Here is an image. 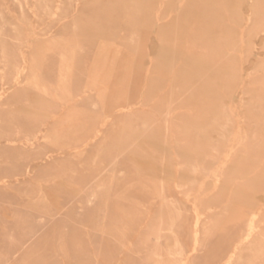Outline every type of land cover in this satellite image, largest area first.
Instances as JSON below:
<instances>
[{"label": "rangeland", "instance_id": "374dc122", "mask_svg": "<svg viewBox=\"0 0 264 264\" xmlns=\"http://www.w3.org/2000/svg\"><path fill=\"white\" fill-rule=\"evenodd\" d=\"M60 1L0 0V264H181L173 239L178 235L190 254L198 218V250L187 264H223L252 218L258 234L234 264H264V0H243L240 13L221 0L211 22L188 16L186 0ZM100 16L116 29L102 26ZM103 43L102 98L94 104L85 80ZM189 56L205 63L211 83L187 82ZM199 83L212 89L197 87L202 93L192 95ZM179 208L186 228L177 234L172 220Z\"/></svg>", "mask_w": 264, "mask_h": 264}, {"label": "bare ground", "instance_id": "6f19581e", "mask_svg": "<svg viewBox=\"0 0 264 264\" xmlns=\"http://www.w3.org/2000/svg\"><path fill=\"white\" fill-rule=\"evenodd\" d=\"M27 1V0H26ZM52 1V0H51ZM64 1H66V3L65 4H67V0H64ZM63 1V2H64ZM85 1H88V0H85ZM164 1V0H163ZM181 1V0H180ZM185 1V0H184ZM186 1H189V5L190 6H192V7H190L191 8V10H189V14H187L188 16H191V15H194V14H196V17L198 18H204V19H206V20H208V21H210V20H212V19H214V17L215 16H217L218 14H219V12H220V5L222 4L221 3V0H186ZM199 2L198 3V8H196L195 9V7H194V5H196L197 4V2ZM226 1V2H225ZM243 0H224V2H225V4H226V6L228 7V5L230 6V7H228V8H230V10L231 11H233V12H235V13H240V11H242V10H240L239 12H238V7H239V3H241ZM59 2L61 3L62 1H60L59 0ZM58 2V3H59ZM69 2H70V0H69ZM69 2H68V4H69ZM74 2H76V1H74ZM79 2V1H78ZM83 2V1H82ZM152 2V1H151ZM154 2V1H153ZM165 2V1H164ZM169 2V1H168ZM177 2H179V1H177ZM183 2V1H182ZM252 2H254V0L252 1ZM255 2H256V0H255ZM254 2V3H255ZM60 3L59 4H57V6H58V8H61V6L62 5H60ZM70 3H72V2H70ZM88 3H90V2H88ZM87 3V4H88ZM95 2H92V4H94ZM98 3V2H97ZM97 3H95V5L97 4ZM161 3H162V1L160 2V6H161ZM176 3V2H175ZM185 4H186V2H184ZM64 4V3H63ZM65 4H64V6H65ZM73 4V3H72ZM86 3H85V5H87ZM132 4V3H131ZM134 4V3H133ZM164 3H162V5H163ZM179 4H180V2H179ZM178 4V5H179ZM224 4V5H225ZM257 4V3H256ZM256 4H254V5H256ZM80 5V4H79ZM89 5V4H88ZM91 5V4H90ZM135 5H136V3H135ZM181 5H182V3H181ZM188 5V6H189ZM242 5V4H241ZM252 5V4H251ZM258 5V7H259V3L257 4ZM262 5V4H261ZM260 5V6H261ZM72 6H74V5H72ZM141 6V5H140ZM175 5H173L172 7H174ZM185 6H187V5H185ZM184 6V7H185ZM222 6V5H221ZM226 6H223V8L225 9V10H227L226 8ZM253 6V5H252ZM9 7V6H8ZM63 7V6H62ZM67 7V6H66ZM78 6H76V8H77ZM81 7H82V5H81ZM81 7L79 8V10H78V13L80 12V9H81ZM85 7V6H84ZM136 7V6H135ZM155 7H156V5H155ZM164 7H165V4H164ZM179 7V6H178ZM181 7V6H180ZM251 7V6H250ZM263 7H264V5H263ZM58 8H56V9H58ZM140 8V7H139ZM141 8H142V6H141ZM140 8V9H141ZM176 8V7H175ZM252 8V7H251ZM251 8H249V9H251ZM64 9H66V8H64ZM75 9V8H74ZM73 9V10H74ZM182 9V8H181ZM253 9V8H252ZM251 9V10H252ZM35 10H36V8H35ZM70 10V9H69ZM98 10H99V8H98ZM132 10H134V8L132 9ZM158 10V9H157ZM159 10H160V8H159ZM250 10V11H251ZM259 10V9H258ZM60 11V10H59ZM71 11H72V9H71ZM135 11V10H134ZM161 11H164L162 8H161ZM161 11H159V12H161ZM176 11V10H175ZM177 11H178V8H177ZM246 11V10H245ZM253 11L255 12V10L253 9ZM67 12V11H66ZM76 12V11H75ZM158 11H157V13H159ZM165 12H167V11H165ZM172 12H173V10H172ZM227 12V11H226ZM252 12V11H251ZM68 14L70 13V11L69 12H67ZM72 13H74V11L72 12ZM77 13V12H76ZM75 13V14H76ZM80 13H82V12H80ZM110 13H111V11H110ZM128 13V12H127ZM148 13H150V12H148ZM169 13V12H168ZM179 13V12H178ZM16 14V13H15ZM93 14V13H92ZM91 14V15H92ZM107 14H109V13H107ZM112 14V13H111ZM111 14H109V15H111ZM143 14V13H142ZM171 14V13H170ZM169 14V15H170ZM182 14V13H181ZM224 14V13H223ZM226 14V13H225ZM224 14V15H225ZM228 14V13H227ZM105 15V14H104ZM222 15V14H221ZM70 16H71V14H70ZM69 16V17H70ZM73 16V15H72ZM76 16V15H75ZM94 16V15H93ZM97 16V15H96ZM131 17L133 16V15H130ZM219 16V15H218ZM261 16H263L262 15V13H261ZM260 16V18H262ZM1 17V16H0ZM18 17V16H17ZM63 17V16H62ZM61 17V18H62ZM65 17H66V15H65ZM74 17V16H73ZM90 17V16H89ZM109 17V16H108ZM131 17H129V18H131ZM145 17V16H144ZM150 17V16H149ZM160 17V16H159ZM176 17V16H175ZM181 17H183V15L182 16H180V18ZM192 17V16H191ZM264 17V16H263ZM54 18V17H53ZM64 18V17H63ZM62 18V19H63ZM100 18H101V16H100ZM110 18V17H109ZM135 18H138V16H136ZM155 18V17H154ZM177 18V17H176ZM259 18V19H260ZM62 19H60V20H62ZM92 19V18H91ZM132 19V18H131ZM134 19V18H133ZM152 20H153V18H151ZM169 19H171V18H168V20ZM183 19V18H182ZM65 20H67V19H65ZM75 20V19H74ZM77 20H78V18H77ZM106 20V19H105ZM105 20H102V18H101V21H102V23H103V21H105ZM111 20H113V19H111ZM110 20V21H111ZM137 20V19H136ZM158 20V19H157ZM177 20H178V18H177ZM180 20V19H179ZM184 20V19H183ZM222 20H224L223 18H222ZM264 20V19H263ZM70 21V20H69ZM98 21H99V18H98ZM97 21V22H98ZM130 21V20H129ZM151 21V20H150ZM199 21V20H198ZM225 22H226V20H224ZM76 22V21H75ZM85 22V21H84ZM108 22V21H107ZM113 22V21H112ZM158 22H159V20H158ZM173 22V21H172ZM180 22H182V20L180 21ZM211 22V21H210ZM213 22V21H212ZM20 23V22H19ZM170 23V22H169ZM174 23H175V21H174ZM177 23V22H176ZM175 23V24H176ZM215 23V22H214ZM213 23V24H214ZM217 23V22H216ZM215 23V24H216ZM263 23V22H262ZM73 24V23H72ZM104 24L105 23H103V25L102 26H104ZM109 24H110V26H111V28H112V26L114 27V25H116L115 24V22H114V25H112V23H110L109 22ZM178 24V23H177ZM199 24V23H198ZM230 24V23H229ZM100 25V24H99ZM141 25V24H140ZM160 25V24H159ZM170 25V24H169ZM227 25V24H226ZM231 25V24H230ZM241 25V24H240ZM68 26V25H67ZM70 27L72 26V25H69ZM76 25H75V23H74V27H75ZM101 26V25H100ZM102 26L100 27L101 29H103L102 28ZM110 26H108L109 28H110ZM177 26V25H176ZM196 26V25H195ZM210 26V25H209ZM229 26V25H228ZM235 26H237V25H235ZM104 27H106V26H104ZM108 27H106V28H108ZM117 27V26H116ZM116 27H114L115 29H116ZM122 27V26H121ZM142 27V26H141ZM179 27V26H178ZM201 27V26H200ZM214 27V26H213ZM223 27V26H222ZM232 27V26H231ZM110 28V29H111ZM130 28V27H129ZM156 28H158L157 26H156ZM198 28V27H197ZM227 28H229V27H227ZM239 28V27H238ZM237 28V29H238ZM100 29V30H101ZM151 29V28H150ZM188 29H190V28H188ZM196 30V29H194V28H191V30ZM214 29V28H213ZM221 29V28H220ZM247 29V28H246ZM246 29H244V30H246ZM41 30V29H40ZM104 30V29H103ZM103 30H101V31H103ZM126 30V29H125ZM125 30H124V32H125ZM128 30H130V29H128ZM135 30H137V29H135ZM155 30V29H154ZM161 30V29H160ZM169 30H171V29H169ZM173 30V29H172ZM177 30L179 31V29L177 28ZM192 30V31H193ZM216 30H219V27L218 28H216ZM242 30V29H241ZM105 31V30H104ZM114 31V30H113ZM112 31V32H113ZM120 31V30H119ZM203 31H204V27H203ZM206 31V30H205ZM209 31V30H208ZM221 31V30H220ZM239 31V30H238ZM243 31V30H242ZM32 32V31H31ZM89 32H91V31H89ZM93 32V34H94V31H92ZM106 32L107 31H105V35L103 36L101 33V37H107L106 36ZM117 32H118V30H117ZM122 32V31H121ZM123 32V33H124ZM171 32V31H170ZM189 32V36H188V34H187V36L188 37H186V38H189L190 37V30L188 31ZM199 32V31H198ZM218 32V31H217ZM85 33H86V31H85ZM242 33V32H241ZM89 33H87V35H88ZM92 33H91V35H93ZM113 34H116V31H115V33H113ZM112 34V35H113ZM126 34H127V32H126ZM144 34V33H143ZM150 34V33H149ZM157 34V33H156ZM202 34V33H201ZM232 34V33H231ZM29 35V34H28ZM96 35H98V34H96ZM121 35H123L122 33H121ZM125 35V34H124ZM123 35V36H124ZM170 35V34H169ZM197 35H198V33H197ZM221 35V34H220ZM243 35H244V33H243ZM109 36V35H108ZM117 36V35H116ZM118 36H120V34L118 33ZM152 36V35H151ZM228 36V35H227ZM26 38H27V36H25ZM111 37V36H110ZM183 37V36H182ZM35 38V37H34ZM112 38H114V37H112ZM134 38V37H133ZM145 38V37H144ZM151 38V37H150ZM166 38H168V37H166ZM184 38V37H183ZM199 38V37H198ZM197 38V39H198ZM204 38H206V39H208L209 40V42H211L213 39H214V37L211 35V34H208V35H206V36H204ZM226 38H228V37H226ZM240 38H241V35H240ZM28 39H29V36H28ZM119 39V38H118ZM122 39V38H121ZM130 39V38H129ZM128 39V40H129ZM176 39V38H175ZM174 39V40H175ZM180 39H182V38H179V40ZM193 39H195V38H193ZM197 39H195V40H197ZM221 39V38H220ZM23 40V39H22ZM27 40V39H26ZM97 40V39H96ZM146 40V39H145ZM191 40V39H190ZM222 40V39H221ZM229 40V39H228ZM241 40H242V38H241ZM29 41V40H28ZM118 41V40H117ZM181 41H183V40H181ZM188 42H189V40H187ZM186 41V42H187ZM24 42V41H23ZM30 42V41H29ZM93 42V40L91 41V43ZM121 42V41H120ZM130 42H132V41H130ZM150 42V41H149ZM162 42V41H161ZM167 42H169V40L167 41ZM184 42V41H183ZM196 42V41H195ZM208 42V41H207ZM216 42V41H215ZM229 42V41H228ZM20 43V42H19ZM78 43H80V38H79V40H78ZM122 43V42H121ZM136 43V42H135ZM158 43V42H157ZM190 43V42H189ZM192 43V42H191ZM186 44L188 47H189V45L190 46H193V45H195V44ZM200 43H202V42H200ZM232 43V42H231ZM24 44V43H23ZM93 44V43H92ZM96 44V43H95ZM152 44V43H151ZM27 45V44H26ZM77 45H79V44H77ZM135 44L133 43V46H134ZM149 45V44H148ZM201 45V44H200ZM217 45V44H216ZM30 46V45H29ZM150 46V45H149ZM163 46V45H162ZM168 46H170V45H168ZM174 46H176V45H174ZM208 46V45H207ZM215 46V45H214ZM237 46V45H236ZM24 47V46H23ZM22 47V48H23ZM27 47V46H26ZM148 47V46H147ZM146 47V48H147ZM183 47H185L184 45H183ZM18 48V47H17ZM21 48V46H20V49H22ZM107 48H108V45L106 44V43H103V45H100L99 46V48L96 50L97 52L96 53H94V56H92L93 57V61H94V65L92 66V67H90V73H88V77H86V80H85V86L88 88L87 90L88 91H94L95 93H96V100H93V103L94 104H97V103H99L100 101H101V98H102V92H101V89H99V86L101 85V81H100V79H99V74H98V72H99V66L104 62L103 60H105L106 59V55H107ZM187 48V47H186ZM192 48V47H191ZM191 48H190V50H191ZM206 48V47H205ZM208 48V47H207ZM19 48H18V50H20ZM25 49V48H24ZM29 49V48H28ZM132 49V48H131ZM137 49V48H136ZM166 49V48H165ZM185 49V48H184ZM198 49V48H197ZM202 49V48H201ZM203 49H204V47H203ZM167 50V49H166ZM183 50V49H182ZM186 50V49H185ZM185 50H183L184 52H185V54L184 55H187L186 54V51ZM23 51V50H22ZM78 51V50H77ZM76 51V52H77ZM137 51V50H136ZM175 51H176V49H175ZM193 51V50H192ZM197 51V50H196ZM195 51V52H196ZM204 51V50H203ZM203 51H201V52H203ZM233 51V50H232ZM26 52H28L27 50H26ZM94 52V51H93ZM170 52V51H169ZM189 52V51H188ZM205 53V55H206V52L207 51H204ZM230 53L231 52H229V54H228V56L230 55ZM18 54V53H17ZM23 54V53H22ZM62 54V56L63 57H66L67 55H66V53H64V52H62L61 53ZM77 54V53H76ZM137 54V53H136ZM147 54V53H146ZM175 54V53H174ZM192 53H190V55H191ZM194 54V53H193ZM192 54V55H193ZM196 54V53H195ZM198 54V53H197ZM209 54H210V52H209ZM139 55V54H138ZM138 55H137V58L136 59H138ZM202 55V54H201ZM215 55V54H214ZM28 56V55H27ZM196 56V55H195ZM204 56V55H203ZM207 56V55H206ZM22 57V56H21ZM140 57V56H139ZM149 57V56H148ZM182 57V56H181ZM198 57V56H197ZM229 57H231V56H229ZM256 57H257V54H256ZM24 57H22V59H23ZM29 58V57H28ZM140 58H143V57H140ZM156 58V57H155ZM199 58V57H198ZM27 58H25V60H26ZM68 59V58H67ZM88 59V58H87ZM173 59H175V58H173ZM182 59V58H181ZM219 59V58H218ZM184 60V59H183ZM160 61V60H159ZM212 61V60H211ZM221 61H223L222 59H221ZM27 62H28V59H27ZM147 62V61H146ZM220 62V61H219ZM87 63H88V61H87ZM91 63V62H90ZM174 63V62H173ZM89 64V63H88ZM135 64H137V62H135ZM153 64V63H152ZM183 64V63H182ZM184 64L185 65H187L188 66V68H190V70H189V72H188V77H186L187 78V82L189 83V84H191V85H194V83H196V82H198V81H202V82H205V83H207L208 81L210 82V80L209 79H211L210 77H208L207 75V77L205 76V75H203V71L202 70H204L205 68H206V66H205V63L204 62H202L201 60H197L196 58H194V57H188L186 60H185V62H184ZM218 64V63H217ZM234 64V63H233ZM242 63H240V65H241ZM144 65V64H143ZM180 65V64H179ZM207 65V64H206ZM209 65V64H208ZM213 65V64H212ZM236 65H239V64H236ZM86 66H88V65H86ZM85 66V67H86ZM156 66V65H155ZM164 66V65H163ZM169 66H171V65H169ZM172 66H174V65H172ZM24 67V66H23ZM22 67V68H23ZM28 67V66H27ZM73 67H74V65H73ZM147 67V66H146ZM149 67V66H148ZM158 67H159V65H158ZM211 67V66H210ZM236 67H238V68H240L239 66H236ZM88 68V67H87ZM155 68V67H154ZM237 68V71L239 70ZM241 68H243V67H241ZM27 69V68H26ZM146 69V68H145ZM144 69V70H145ZM148 69V68H147ZM152 68H150V70H151ZM212 69V68H211ZM222 69H224V68H222ZM18 70V72H19V70H20V67H19V69H17ZM88 70V69H87ZM143 70V69H142ZM174 70H176V69H174ZM220 70V69H219ZM121 71V70H120ZM126 71H128V69L126 70ZM132 71H134V70H132ZM149 71V70H148ZM155 71V70H154ZM205 71H206V69H205ZM221 71V70H220ZM236 71V72H237ZM240 71V70H239ZM242 71L243 70H241V73H242ZM4 72V71H3ZM23 72V71H22ZM173 72V71H172ZM177 72V71H176ZM219 72V71H218ZM222 72V71H221ZM224 72V71H223ZM232 72H233V70H232ZM250 72V71H249ZM74 73V72H73ZM151 73V72H150ZM175 73V72H174ZM231 73V72H230ZM148 74V73H147ZM146 74V76H148ZM166 74V73H165ZM214 74V73H213ZM221 74V73H220ZM262 74H263V72H262ZM172 75H174L173 73H172ZM183 75V74H182ZM234 75V74H233ZM22 76V75H21ZM181 76V75H180ZM213 76V75H212ZM227 76V75H226ZM225 76V77H226ZM241 76H243V74L241 75ZM257 76V75H256ZM18 77V73H17V76H16V78ZM143 77H145V74H144V76ZM155 77H156V75H155ZM214 77V76H213ZM216 77H217V75H216ZM216 77L214 78L215 80H216ZM230 77V76H229ZM232 77V76H231ZM233 77H235V75L233 76ZM73 78V77H72ZM238 78V77H237ZM243 78V77H242ZM250 78H252V77H250ZM249 78V79H250ZM259 78V77H258ZM126 80V82L127 81H129V82H131L130 80H127L128 78H125ZM133 79V78H132ZM148 79V78H147ZM160 79V78H159ZM220 79V78H219ZM232 79V78H231ZM16 79L14 78V81H15ZM21 80V79H20ZM19 80V81H20ZM135 80V79H134ZM143 80V79H142ZM153 80V79H152ZM151 80V81H152ZM156 80V79H155ZM167 80V79H166ZM169 80H170V77H169ZM224 80V79H223ZM225 80H228V85L230 84V85H232V82L230 83L229 82V80L230 79H227V78H225ZM239 80V79H238ZM240 80H243V79H240ZM240 80H239V82H240ZM18 81V80H17ZM123 81V80H122ZM121 81V82H122ZM137 81V80H136ZM144 81V80H143ZM150 81V82H151ZM172 81H173V76H172ZM222 81V80H221ZM126 82H124V83H126ZM141 82V81H140ZM148 82V80L146 81V83ZM224 81H222V85L224 84V86H225V83H223ZM243 82V81H242ZM17 83V82H16ZM133 83V82H132ZM137 83V82H136ZM205 83H203V85H201V83H199V86H194V88H193V90H192V95H196V93H197V91H198V93H202V90H200V89H198L197 87H201L202 86V89H204V86L208 89H212V88H210L209 86H206V84ZM211 83V82H210ZM216 83V82H215ZM218 83V82H217ZM221 83V82H220ZM227 83V82H226ZM77 84V83H76ZM128 84V83H127ZM143 85H144V83H142ZM150 84V83H149ZM159 85H162L161 83H158ZM84 85V84H83ZM129 85V84H128ZM141 85V84H140ZM158 85V86H159ZM168 85V84H167ZM176 85V84H175ZM198 85V84H197ZM237 86H239L238 84H236ZM248 85V84H247ZM139 86V85H138ZM145 86H147V84H145ZM223 86V87H224ZM236 86V87H237ZM250 86V85H249ZM4 87V86H3ZM3 87H1V90L3 89ZM127 88H129L128 86H126ZM143 87V86H142ZM169 87V86H168ZM167 87V88H168ZM174 87V86H173ZM214 87H215V85H214ZM247 87V86H246ZM119 88V87H118ZM124 88V87H123ZM126 88V89H127ZM139 88H141V87H139ZM151 88V87H150ZM176 88H178V87H176ZM175 88V89H176ZM198 90H197V89ZM219 88V87H218ZM229 88L231 89V87L229 86ZM245 88V87H244ZM248 88V87H247ZM247 88H245V89H247ZM249 88H251V87H249ZM5 89H6V87H5ZM15 89V88H14ZM130 89V88H129ZM142 89V88H141ZM252 89V88H251ZM255 89H256V87H255ZM264 88H262V90H263ZM138 90V89H137ZM219 90V89H218ZM233 90V89H232ZM261 90V91H262ZM6 91V90H5ZM12 91V90H11ZM129 91V90H128ZM131 91V90H130ZM144 91H145V88H144ZM204 92H206L205 90H203ZM210 91V92H209ZM244 92H245V90H243ZM252 91V90H251ZM126 92V91H125ZM133 92V91H132ZM207 92H209V93H211L212 91L211 90H208ZM220 92V91H219ZM235 92V91H234ZM253 92V91H252ZM254 92H255V90H254ZM3 93H4V91H3ZM82 93V92H81ZM162 93H164V92H162ZM233 93V92H232ZM5 94V93H4ZM140 94V93H139ZM139 94H138V96H139ZM144 94V93H143ZM212 94V93H211ZM263 94H264V91H263ZM76 95V94H75ZM217 95H218V93H217ZM233 95V94H232ZM231 95V96H232ZM77 96H79V95H77ZM215 96V95H214ZM83 97V96H82ZM184 97V96H183ZM249 97H251V96H249ZM260 97V96H259ZM263 97V96H262ZM261 97V98H262ZM1 98V97H0ZM3 98H4V96H3ZM260 98V99H261ZM128 99V98H127ZM142 99V98H141ZM144 99V98H143ZM264 99V98H263ZM113 100V99H112ZM116 100V99H115ZM122 100V99H121ZM121 100H119V101H121ZM258 100V99H257ZM76 101H78V99L76 100ZM117 101H118V99H117ZM118 101V102H119ZM141 101V100H140ZM261 101H262V99H261ZM86 102V101H85ZM116 102V101H115ZM247 102V101H246ZM75 103V102H74ZM128 103V102H127ZM138 103V102H137ZM141 103V102H140ZM72 104V103H71ZM92 104V103H91ZM90 104V105H91ZM142 104V103H141ZM237 104V103H236ZM251 104V103H250ZM255 104V103H254ZM261 104V103H260ZM65 105H67V104H65ZM64 105V106H65ZM69 105V104H68ZM76 105V104H75ZM239 105V104H238ZM263 105V104H262ZM261 105V106H262ZM78 106V105H77ZM129 106H131L130 104H129ZM63 107V106H62ZM62 107H60V108H62ZM136 107H139V104H138V106H136ZM140 107H141V105H140ZM139 107V108H140ZM231 107V106H230ZM126 108H128V106L127 107H125L124 109H126ZM132 108H135V106L134 107H132ZM132 108H130V109H132ZM263 108H264V106H263ZM123 109V110H124ZM231 109H232V107H231ZM137 110V109H136ZM145 110H147V109H145ZM263 110V109H262ZM127 112H128V110H126ZM132 111H134V110H132ZM228 111V110H227ZM60 112V111H59ZM122 112V111H121ZM125 112V111H124ZM234 112H236V111H234ZM241 112V111H240ZM62 113V112H61ZM135 113V112H134ZM148 113H150V112H148ZM230 112L228 111V114H229ZM131 114V113H130ZM156 114V113H155ZM264 114V113H263ZM136 115V114H135ZM134 115V116H135ZM149 115V114H148ZM103 116V115H102ZM233 116H234V114H233ZM157 117V116H156ZM171 117V116H170ZM243 117H245V116H243ZM55 118V117H54ZM158 118V117H157ZM169 118V117H168ZM225 118V117H224ZM233 118V117H232ZM235 118V117H234ZM238 117H236L235 119H237ZM241 118V116L239 117V119ZM53 119V118H52ZM231 119V118H230ZM47 120V119H46ZM54 120V119H53ZM106 120V119H105ZM104 120V121H105ZM124 120H126L125 118H124ZM240 120H242V119H240ZM247 120V119H246ZM249 120V119H248ZM254 120V119H253ZM168 121V120H167ZM219 121V120H218ZM239 121V120H238ZM245 121V120H244ZM243 121V122H244ZM50 122V121H49ZM246 122V121H245ZM156 123H157V121H156ZM160 123V122H159ZM246 123H249L250 124V122H246ZM260 123V122H259ZM258 123V124H259ZM261 123H263V122H261ZM147 124V123H146ZM46 125V124H45ZM226 125V124H225ZM247 125V124H246ZM262 125V124H261ZM106 126V125H105ZM149 126V125H148ZM171 126V125H170ZM226 126H228V125H226ZM248 126V125H247ZM264 125H262L261 127H263ZM249 127V126H248ZM260 127V128H261ZM105 128V127H104ZM103 128V129H104ZM256 129H257V127H255ZM167 129H168V127H167ZM259 129V128H258ZM258 129H257V132H259L258 131ZM42 130V129H41ZM98 130V129H97ZM103 131V130H102ZM172 131V130H171ZM239 131H241L240 129H239ZM252 132L251 133H253V131H254V129L253 130H251ZM167 132H168V130H167ZM242 132V131H241ZM263 132V131H262ZM97 133V132H96ZM239 133V132H238ZM238 133H236L237 135H236V138H237V136L239 137V138H241L239 135H238ZM243 133V132H242ZM39 134V133H38ZM41 134H43V133H41ZM98 135H100L99 133H97ZM171 134V133H170ZM240 134V133H239ZM245 134V133H244ZM247 134V133H246ZM263 135H264V132L262 133ZM173 135H174V133H173ZM187 135H191V132L190 131H188L187 132ZM253 135V134H252ZM37 136V135H36ZM241 136H244V135H241ZM259 136H260V133H259ZM39 137V136H38ZM167 137H168V133H167V136H166V139H167ZM230 137H232L231 135H230ZM228 138V139H231V138ZM248 137H249V135H248ZM247 137V138H248ZM261 137H262V135H261ZM26 138H28V136L27 137H25V139ZM30 138H32V137H30ZM30 138H28L29 140H30ZM35 138V137H34ZM171 138H173V137H171ZM235 138V136H234V138H232V139H236ZM244 138V137H243ZM250 139H251V141H253V137L252 136H250L249 137ZM248 138V139H249ZM253 138V139H252ZM259 138V137H258ZM264 138V137H263ZM263 138H260V139H263ZM24 139V140H25ZM37 138H35V140H36ZM242 139V138H241ZM245 139V138H244ZM244 139H242V141L244 140ZM247 139V142L250 140H248ZM20 140V139H19ZM32 140V139H31ZM80 140V139H79ZM93 140V139H92ZM96 140V139H95ZM144 140V139H143ZM183 140V139H182ZM181 140V142H183ZM239 139H237V141H238ZM246 140V139H245ZM264 140V139H263ZM26 141H27V143L29 142L27 139H26ZM37 141V140H36ZM97 141V140H96ZM167 141V140H166ZM189 141V140H188ZM240 141V140H239ZM256 141V140H255ZM11 142V141H10ZM30 142H33V140L32 141H30ZM177 142V141H176ZM176 142H175V144H176ZM236 142V141H235ZM22 143H24L23 141H22ZM26 143V144H27ZM237 143H239V142H237ZM248 143H250V142H248ZM262 144L264 143V142H261ZM12 144V143H11ZM25 144V145H26ZM75 144V143H74ZM89 144V143H88ZM167 144V146H168V143H166ZM165 144V145H166ZM172 144V143H171ZM170 144V145H171ZM183 144V143H182ZM247 144V143H246ZM252 144V143H251ZM254 144V143H253ZM24 145V144H23ZM24 145V146H25ZM32 145V144H31ZM34 145V144H33ZM83 145V144H82ZM89 145H91V143L89 144ZM172 145H174V144H172ZM172 145L171 146H169V147H167L168 148V150L170 149V154L172 155L171 157H173V152H174V154H175V151H176V148H175V146L177 145V146H179V144H176L173 148H175V151H173L172 149L173 148H171L172 147ZM181 145V144H180ZM233 145H234V143H233ZM238 145H240V143L238 144ZM242 145H243V143H242ZM249 145V144H248ZM248 145H246V146H248ZM79 146V145H78ZM236 146H237V144H236ZM235 146V147H236ZM244 146V145H243ZM243 146H240V147H242L243 148ZM28 147V146H27ZM210 147H212V146H210ZM239 147V146H238ZM237 147V148H238ZM249 147H250V145H249ZM214 149H217V148H215V147H213ZM232 148V147H231ZM253 148V147H252ZM259 148H262V147H258V149ZM212 149V148H211ZM235 149V148H234ZM233 149V150H234ZM241 149V148H240ZM244 149H246V148H244ZM250 149V148H249ZM249 149H247V151H249ZM171 150L173 151V152H171ZM213 150V149H212ZM232 150V149H231ZM231 150H229V151H231ZM236 150V149H235ZM234 150V151H235ZM252 150V149H251ZM250 150V151H251ZM260 150V149H259ZM262 150H264V149H262ZM245 151V150H244ZM249 151V152H250ZM256 151H258V150H256ZM69 152H70V150H69ZM73 152H75V151H73ZM153 152V151H152ZM166 152V151H165ZM209 152V151H208ZM226 152H228V151H225V152H223L224 154L226 153ZM233 152V151H232ZM240 151L238 150V153H239ZM243 152V151H242ZM259 152V151H258ZM212 153H215V152H212ZM217 153V152H216ZM236 153H237V151H236ZM247 152H245V154H246ZM251 153V152H250ZM71 154V153H70ZM166 154V153H165ZM207 154V153H206ZM232 154H234V153H231V155ZM247 154H249V153H247ZM256 154V153H255ZM175 155H177V154H175ZM226 155L227 154H225L224 155V157L226 158V160H227V158L228 157H226ZM230 155V154H229ZM236 155V154H235ZM234 155V156H235ZM257 155V154H256ZM255 155V156H256ZM261 155V154H260ZM51 156V155H50ZM228 156V155H227ZM47 157V156H46ZM178 155L176 156V157H174L175 158V160H176V158L178 159ZM206 157H207V155H206ZM211 157V156H210ZM232 158H233V156H231ZM264 157V156H263ZM165 158V157H164ZM180 158V157H179ZM198 158V157H197ZM230 158V157H229ZM210 159V158H209ZM221 159H222V157H221ZM259 159V158H258ZM174 160V161H175ZM179 160V159H178ZM181 160V159H180ZM179 160V161H180ZM206 160V159H205ZM204 160V162H205V164H206V161ZM213 160V159H212ZM230 160V159H229ZM263 160V159H262ZM164 161H165V159H164ZM174 161H173V163H174ZM198 161V160H197ZM217 161V160H216ZM228 161V160H227ZM250 161V160H249ZM176 162V161H175ZM182 162V161H181ZM223 162V161H222ZM233 162V161H232ZM253 162V161H252ZM194 163H196V162H194ZM231 163V162H230ZM260 163V162H259ZM264 163V162H263ZM178 164H180V162L178 163ZM177 164V165H178ZM203 164V163H202ZM222 164V163H221ZM229 164V163H228ZM261 164V163H260ZM220 165V164H219ZM262 166L264 165V164H261ZM163 166V165H162ZM192 166H194L193 167V174L195 173V175H196V171L197 170H199L198 169V167L200 166L199 164H195V165H192ZM202 166V165H201ZM228 166V165H227ZM177 167V166H176ZM175 167V168H176ZM222 167V166H221ZM186 168V167H185ZM225 168H226V166H225ZM224 168V169H225ZM178 169V168H177ZM179 169H180V167H179ZM204 170V169H203ZM216 170V169H215ZM253 170V169H252ZM175 171H176V169H175ZM191 171H192V169H191ZM207 171V170H206ZM182 172H183V170H182ZM200 172V171H199ZM204 172V171H203ZM219 172V171H218ZM221 172V171H220ZM254 172V171H253ZM258 172V171H257ZM160 173V172H159ZM175 173V172H174ZM179 173H180V171H179ZM210 173H211V170H210ZM216 174V173H215ZM241 174V173H240ZM255 174V173H254ZM253 174V175H254ZM164 175V174H163ZM162 175V176H163ZM184 175V174H183ZM194 175V176H195ZM211 175V174H210ZM217 175V174H216ZM223 175V174H222ZM225 175V174H224ZM221 176V175H220ZM252 176V175H251ZM255 176V175H254ZM182 177V176H181ZM184 177H186V176H184ZM205 177V176H204ZM223 177V176H222ZM262 177V176H261ZM195 178V177H194ZM213 178V177H212ZM248 178V177H247ZM177 179H180V178H177ZM184 179V178H183ZM216 179V178H215ZM189 180V179H188ZM187 180V181H188ZM210 180V179H209ZM257 180H258V178H257ZM261 178H260V181H258V182H261ZM205 181V180H204ZM216 181H218V180H216ZM243 181V180H242ZM178 182V181H177ZM208 182V181H207ZM254 182V181H253ZM180 183H181V181H180ZM185 183V182H184ZM183 183V184H184ZM190 183V182H189ZM194 183V182H193ZM213 183H214V181H213ZM220 183V182H219ZM252 183V182H251ZM255 183V182H254ZM179 184V183H178ZM192 184V183H191ZM253 184V183H252ZM261 185V184H260ZM163 186V185H162ZM234 186V185H233ZM261 187V186H260ZM187 188V187H186ZM215 188H216V186H215ZM233 188V187H232ZM192 189V188H191ZM194 189V188H193ZM221 189V188H220ZM263 189V188H262ZM181 190V189H180ZM214 190V189H213ZM207 191V190H206ZM217 191V190H216ZM187 192V191H186ZM184 193V192H183ZM194 193V192H193ZM207 193V192H206ZM230 193L232 194V192L230 191ZM209 194H211V193H209ZM183 195V194H182ZM202 195V194H201ZM189 196V195H188ZM209 196V195H208ZM201 197V196H200ZM168 197H166L165 199H167ZM196 198V197H195ZM199 198V197H198ZM231 198V197H230ZM229 198V199H230ZM169 200H171L174 204H176V200H174V199H169ZM199 200H200V198H199ZM204 200V199H203ZM168 201V200H167ZM196 201V200H195ZM199 202V201H198ZM160 203H161V201H160ZM203 203V202H202ZM228 203V202H227ZM226 203V204H227ZM159 204V203H158ZM198 203L196 202V205H197ZM195 204H194V206H196ZM217 205V204H216ZM197 207H199V206H196V208ZM202 207V206H201ZM194 208V207H193ZM258 208V207H257ZM197 211H198V208L196 209ZM217 210H218V208H217ZM262 210V209H261ZM264 210V209H263ZM262 210V211H263ZM183 211V210H182ZM210 211V210H209ZM212 211H213V209H212ZM262 211H260V213L262 212ZM196 212V211H195ZM177 214V217H176V215L173 217V231L175 232V233H179V231L180 232H182V230H183V228H186L185 226V221L182 219V213H181V209L179 208L178 209V212H176ZM198 213V212H197ZM226 213V212H225ZM199 214V213H198ZM222 214V213H221ZM254 214V213H253ZM176 217V218H175ZM202 217V216H201ZM203 217H204V215H203ZM224 218V217H223ZM197 222H196V228H195V235L193 236L194 237V243H193V248H192V252L190 253V254H188V252L187 251H185L184 252V248H183V243H182V241H181V238L177 235V237H176V240H174L173 239V241H175V247H176V252H172V254H174V256L176 257V256H179L180 257V263L181 264H187V262H189V261H191V259H192V255H193V252H195L196 250H198V244H199V242H198V239H199V233H200V230H199V226L201 225V219H199L198 218V220H196ZM256 225H255V220L252 218L249 222H248V224H247V231H246V235L244 236V238L242 237V239H239L237 242H235L234 244H233V246H232V248H231V250H230V253H229V256L226 258V259H224L225 260V262L223 263V264H234V262H235V257H236V255H238V253L241 251V249L243 248V246H246L247 244H249L250 243V241H252V238H253V233L255 232V233H257L256 232ZM259 229V228H258ZM258 229H257V231H258ZM161 234V233H160ZM202 234V233H201ZM258 234V233H257ZM139 236V235H138ZM172 238H173V236H172ZM133 245V244H132ZM167 245V244H166ZM134 247V246H133ZM245 248V247H244ZM201 249H203V247H200V250ZM262 249V248H261ZM263 262V261H262ZM220 264V263H219Z\"/></svg>", "mask_w": 264, "mask_h": 264}]
</instances>
